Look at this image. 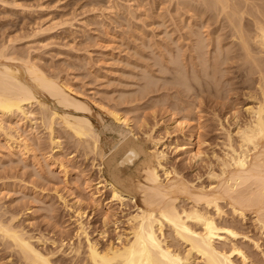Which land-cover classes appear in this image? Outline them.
Listing matches in <instances>:
<instances>
[{
  "label": "rangeland",
  "instance_id": "374dc122",
  "mask_svg": "<svg viewBox=\"0 0 264 264\" xmlns=\"http://www.w3.org/2000/svg\"><path fill=\"white\" fill-rule=\"evenodd\" d=\"M185 1L188 0H0V49L6 45L5 55L16 56L17 60L19 57L23 60L34 58L32 61L37 65L39 63L38 66L43 67L42 69L49 73L48 76H61L75 87V94H80L78 97L85 99L91 107L90 113L88 112L90 118L96 127L102 130L100 146L104 149H108L114 139H123L124 132L130 133V128L116 120L111 113H107L109 111L105 110L106 107L102 104L111 109V106H118L122 108L120 110H123V113L131 119L134 118L132 132L143 142L145 139L146 146L151 145L146 139L147 133H152L165 142L166 146L162 148L167 151L168 168L174 169L173 172L180 171V174L177 173L190 185L196 184L198 188L208 187V184L214 181L210 179L211 171H220L217 157L225 155V139L228 132L231 131L233 137H236L237 124L234 123H245L250 117L248 107L252 106V103L256 104L254 102L257 101L258 91L260 92L259 88H256L259 75L251 69L254 64L251 65L250 61L249 65L245 55L242 57L243 51H240L237 39L231 37L226 19H219L217 11L209 12L204 9L207 8L205 4L204 6L196 1L190 0L193 7L190 5L189 10L187 5H184ZM255 5L264 9V0L242 2V6L247 7L244 9L249 11L255 10ZM196 6L202 12L198 8V11L195 10ZM247 15L244 19H252ZM247 21L244 20L245 23ZM249 23L248 25L253 24L252 20ZM199 28L203 32V38L208 36L204 38L206 54L203 52L201 58L191 49L192 40L196 38L191 31L200 30ZM251 30L249 32L253 33ZM212 39L215 40L216 46L222 47H217L219 54L214 51ZM252 47L256 59L260 57L264 67V52L261 53L264 49L255 45ZM213 54L223 59L219 57L222 64L218 63L215 68L211 66L213 59L209 61ZM40 98L50 105H59L56 99L47 93L42 92ZM182 101L187 103V106H183L185 104H181ZM32 109L33 122L26 121V133L28 132L34 145L31 143L33 150L25 154L26 156L16 148L9 149V144L0 131L1 216L9 219L11 215L16 214V226H22L21 228L33 235L43 234L58 241L64 237L67 242L71 239L77 242L74 235V213L59 198V194L68 198L70 204H73V200L78 196L80 202L76 206H82L92 238L98 239L100 245H105L112 239L117 242V230H114L112 222L107 225L105 236L100 233L105 228L102 215L105 208L101 203L105 205L107 202L111 205V212L115 215L110 214V219L117 217L122 221L118 228L122 230L127 227L126 213L134 209L133 202L129 200L122 205L116 199L112 201L109 187L102 185L96 194L98 201L89 197V188L84 184L88 180L93 186L91 188L95 190V184L100 180L97 162L101 159L91 145L88 149L85 142L83 144L86 146H81L78 140L76 142L77 138L68 134V129L63 128L60 123L56 122L54 125L56 139L61 141L60 145L51 142L50 129L42 121L41 107L35 103ZM177 116H187L181 119L188 122L183 127L176 125L173 118H178ZM140 119L143 121L138 124ZM226 129H229L228 132ZM190 141L194 143L191 144ZM178 144L183 146L178 147ZM187 145L195 146L194 150L201 147L199 155L186 152L184 149ZM58 159L67 161V183L56 162ZM138 162L139 160L131 164L132 168L129 167L128 170L136 174ZM215 184L216 182L213 185ZM181 203L185 205L187 201L183 200ZM220 203L224 205L226 215L222 219L218 218V221H232V224L235 223L234 225L240 228V232L247 229L245 231L250 230L252 234L256 231L252 228L254 226L250 218L244 222L237 216L231 217L229 205L223 201ZM208 208L210 212L213 210L212 207ZM0 240L2 241L1 238ZM1 241L0 264H21L18 256L11 249L9 251L7 246L4 247L6 244ZM37 245L43 251L55 249L49 241ZM58 255L54 259L60 261L59 264H71L72 259L78 258L69 257L70 254Z\"/></svg>",
  "mask_w": 264,
  "mask_h": 264
},
{
  "label": "bare ground",
  "instance_id": "6f19581e",
  "mask_svg": "<svg viewBox=\"0 0 264 264\" xmlns=\"http://www.w3.org/2000/svg\"><path fill=\"white\" fill-rule=\"evenodd\" d=\"M191 1H196V3H201V5L205 4L206 6H204L207 8L201 7L207 11L209 10V12L215 10L218 12L219 19H221L220 17L226 19L231 37L237 39L238 47L241 52L243 51L242 57L245 55L244 57H246V61H249V65L250 61L251 65L254 64L251 69L254 72H258L259 75L258 87L256 86V88H259L260 92L258 91L257 93V101L254 102L256 104L253 105L252 103V106L248 107V109L246 107L250 117L248 120L245 119L247 121L243 120L245 123H234L237 124L235 126L237 127L235 138L233 137L234 134L231 131L228 132L229 129H226L228 134L225 139V146H227L228 150L224 148L226 149L225 155L223 154L224 157L222 155L221 157H219L220 155L217 157L221 168L218 172L215 170L211 171L210 179L214 181L211 180L212 182L208 184V187L202 186L198 188L194 183V185H190L181 178L179 175L180 171H177L178 174L177 172H173L174 169L172 171L171 167L168 168L166 165L167 151L165 148H162V146H166L165 142L160 137L147 133L146 139L151 142V145L146 146L147 142L144 144L145 139L143 142L138 139V135L136 137L134 132H132V119L134 118L131 119L118 106L115 107L116 109L114 106H111L113 107L111 109L102 104V106L106 107L105 110L109 111L107 113H111L110 115H113L116 120L118 119L130 128V133L126 134L124 132L123 139H114L112 145L108 149H104L102 145V147L100 146L102 130L100 131L90 118L88 112L90 113L91 107L85 99L78 97L80 94L78 96L75 94V87L71 86L61 76L55 75V77H50L51 74L48 76L47 74L49 73L43 70V67V69L39 67V63L38 66L32 61L34 60L33 57L31 60H26L28 58H24L25 60H23L21 57L17 60L16 56L15 58L14 56L5 55L4 46L6 45L0 49L3 50L0 51V131H2L7 144H9V149L16 148L23 155L33 150L31 143L33 145L34 143L31 142L27 134L28 132L26 133V121L33 120L31 118L34 115L32 107L37 103L41 107L43 124L47 125L46 127L50 129L51 142L60 145L59 142L61 141L56 139V127L54 126L56 122L57 124L60 123L64 126L63 128L68 129V134L70 133V135L77 138L76 142L78 140L81 146H84V142L87 144V149L91 145V148L101 159V161L97 162L100 180L96 182L95 190L91 188L92 185L88 180L84 184L89 188V197L96 199V194L100 191L99 186L102 185L106 188L109 187L111 200L116 199L122 205H125L130 200L131 203L133 202L134 207L132 211L126 213L127 217L125 221L127 227L119 230V224L122 221L118 220L117 217L110 219V214L115 215V213L111 212V205L107 202L105 205L103 202L101 203L105 208L102 214L105 228L100 232L101 235H106V227L111 222L114 224V230H117V242L112 239L106 242L105 245H100L101 242L90 235L91 233L88 230L90 225H88L85 218V212L82 206H76L80 202L78 196L73 200L74 203L70 204L69 200H67L68 198L66 199L63 195L59 194V198L74 213L76 223L74 235L77 238V242L71 241L72 239L70 240L71 242H67L64 237L58 241L55 238L45 237L43 234L39 236L33 235L25 231L24 228H21L22 226H16L14 223L16 214L11 215L9 219H4V216L2 217L0 213V238L2 239L0 241H4L2 243L6 244L4 247L7 246L8 250L11 249L18 256L21 264H59L58 262L60 261L54 259L58 254H70L69 257H80L79 259L76 258L77 260L75 258L72 259L71 264H264V67L262 66L263 63H261L262 59L260 60V57L256 59L253 54L254 52H252V45L258 46L259 49H264V9L259 7V3L258 7L255 5V10H246L244 8L247 7L242 6L243 0ZM185 4L190 10L189 6H192L193 3L188 0L185 1ZM129 7L131 6L129 5ZM197 8V6L194 7L195 10ZM200 11L202 12V10ZM246 13L252 17V19H249L250 21L252 20L253 24L248 25L250 24L249 19L248 21L244 19L247 15ZM218 18L217 20H219ZM244 20L247 22L245 23ZM222 24L221 22L220 28H222ZM251 27L254 28V31L251 30ZM249 28L253 33L249 32ZM191 32L196 37L192 40L191 49L195 54L197 53V57L201 58L204 53L206 54L204 50L206 48L205 37L203 38L201 29ZM213 39L212 44L215 40L218 42V38ZM208 44L209 42H207ZM213 45L216 52L222 48L218 47V45L216 46L215 43ZM224 52L222 53L224 54ZM195 54L193 55L194 58L196 57ZM217 54L219 53L217 52ZM219 57L213 54V58L209 60L213 59L211 66H214V68L218 63L222 64L221 60L223 59L220 57L221 60H219ZM186 82L185 84H187ZM42 92L56 99L59 105L55 103V105H50L40 98ZM183 103L182 101L181 104ZM186 104L183 106H187ZM175 117L173 118L174 122L181 127L188 122L181 119V117L187 116ZM142 121H138V124L142 123ZM143 123L145 124V122ZM125 129L127 130V128ZM193 143L191 142V144ZM199 143L197 142V144ZM223 143L225 142L223 141ZM177 146L183 145L178 144ZM196 146L198 147V145ZM194 147L191 145L183 149L186 152H191L192 155L198 154L201 147L196 150H194ZM137 160H139L138 168L136 167L138 170L134 174L135 172H131L132 170L130 171L128 168L132 166L131 164L137 162ZM56 162H58L60 171L64 174V179L67 183V161L58 159ZM215 182L216 184L213 185ZM183 200H186L187 204L182 205L181 202ZM220 201L229 205L231 209L229 211L231 214L229 215L231 217L237 216L244 222L248 218L252 220L251 223L254 226L252 228L256 230L252 233L253 235L250 234V230L245 231L247 229L240 232V228L238 229L234 225V221V224H232L230 219L231 223L227 222V219H224L225 222L218 221L226 215V209L224 210V205H221ZM208 207H212L211 210L213 209V212H210ZM248 213L250 216H248ZM47 241L52 243L55 249L43 251L38 247L37 244L42 245L47 243Z\"/></svg>",
  "mask_w": 264,
  "mask_h": 264
}]
</instances>
